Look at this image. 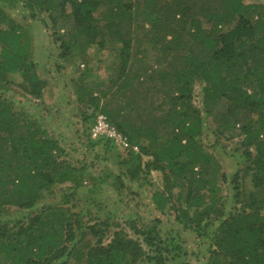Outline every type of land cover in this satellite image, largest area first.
I'll return each instance as SVG.
<instances>
[{
    "label": "trees",
    "instance_id": "trees-1",
    "mask_svg": "<svg viewBox=\"0 0 264 264\" xmlns=\"http://www.w3.org/2000/svg\"><path fill=\"white\" fill-rule=\"evenodd\" d=\"M244 1L9 0L7 8L0 5V264H69L71 259L78 264H169L183 252L178 236L162 232L159 221L126 220L132 239L117 222L110 224L108 215L83 223L82 213L69 212L84 168L66 161L65 150L40 117L16 108L6 96L22 92L37 107L47 86L32 59L31 35L13 18L18 5L54 30L57 59L68 65L77 59L86 66L91 47L119 46V62L106 88L96 94L81 76L73 93L88 144L102 143L105 152L114 148L124 155H115L120 186L123 177L135 182L161 173L164 189L151 196L157 212L173 210L183 229L209 241L224 264H264V6ZM59 21L69 28L63 35L55 31ZM145 24L149 30L142 34ZM144 44L159 49L154 65L144 62L149 57ZM13 77L20 82L13 84ZM195 85L201 108L194 106ZM150 92L161 96L160 104L146 97ZM220 104L221 128L214 135L239 131L251 182L249 203L228 216L217 186L225 175L202 140V115H211ZM100 114L138 153L90 139ZM233 182L234 197L240 199L237 176ZM57 185H70L62 191H71L60 193L59 205L24 215L26 221L5 219L9 209L29 213L54 195ZM86 236L92 246L75 249L74 243Z\"/></svg>",
    "mask_w": 264,
    "mask_h": 264
},
{
    "label": "rangeland",
    "instance_id": "rangeland-1",
    "mask_svg": "<svg viewBox=\"0 0 264 264\" xmlns=\"http://www.w3.org/2000/svg\"><path fill=\"white\" fill-rule=\"evenodd\" d=\"M8 1L0 0V5H4L7 8ZM164 1L170 2V0ZM244 2L246 4L254 3L264 6V0H245ZM12 14L13 18L21 23L31 35L32 59L37 66L38 75L47 83V86L44 90L46 99L42 100L43 104L41 103L37 107L33 104L39 103L26 101L21 97L22 92L15 94L11 91L6 96L13 98V105L16 108L23 106L22 108L28 110L31 114L40 117L46 126L49 136L55 139L65 150L66 161L78 170L84 168L85 173H81V187L76 190L75 199L72 200L75 207L70 209L69 212L82 213L83 223H88L92 218H97L98 216L100 220H104L109 216V223L117 222L132 239H135V237L126 228V220L139 218L144 223L159 221L162 232L178 236L179 241L183 245V252L180 257L169 264H224L222 257L217 255L215 248L209 241L197 237L192 231L183 229L182 225L175 220L176 213L173 210L161 213L157 212L151 205L152 194L163 191L165 186L161 173L153 171L149 175L141 176L135 182L123 177V187H121L116 181V177L120 174V169L116 165L115 155H124L114 148L105 152V147L102 143L96 147H91L88 144L87 133L84 131L86 128L84 124L86 123L81 117L82 110L80 111V108L76 105L73 90L81 76H83L84 84L88 85L90 89L93 88L96 94L104 90L110 79L113 78L115 66L119 62L117 56L119 46H109L103 50L91 47L86 51L88 56L86 66L83 62L77 61V59L74 60L75 64L68 65L64 61L57 59L59 50L56 45L51 43L54 30L49 28L46 30L41 21L30 18L28 11L24 10L21 5L13 9ZM68 29L63 21H59L55 27V31L61 35L65 34ZM145 30H149L148 24L144 25L142 34L146 33ZM143 48L147 50L149 56L144 62L148 65H154L155 59L160 57L159 49L154 51L147 44H144ZM138 58H141V55ZM159 69H162V67ZM12 80L13 84L20 82L18 77H13ZM99 84L102 86L97 87ZM148 94L146 97H152L155 101L154 105L161 103L160 95L152 92ZM194 95L198 96L194 106L201 108L198 103L200 100V89L197 85L194 87ZM142 97L145 96L141 94ZM25 102H28V104H25ZM223 107L224 104H220L213 109L214 111L211 115L205 116L203 113L202 140L206 146L211 148L214 157L220 164L221 172L225 175V180H222V178L218 179L217 186L219 189V203H223L226 210L225 216H228L233 210L249 203L251 182L247 172L248 164H246V160L240 151L241 138L238 135L239 131L236 129L223 136L214 135V132L221 128L218 115ZM148 160L149 158L143 157L144 162ZM234 176L238 178L240 199L234 197ZM67 186L70 185L54 186L52 188L54 195L43 199L29 213L23 214L15 209H9L5 213V219L8 221H26L24 215L29 217L43 212V207L59 205L62 194H70L71 192L62 191ZM172 192L176 194L178 190L173 189ZM69 206L70 204L64 205L62 208L67 209ZM87 212L90 215H87ZM116 229L111 227L110 232H114ZM108 236L110 237L111 234H108ZM109 237L105 241L106 244ZM89 242L90 246H92V240L86 236L81 241L75 242L74 248L83 250ZM69 264L78 263L73 262V259H71Z\"/></svg>",
    "mask_w": 264,
    "mask_h": 264
},
{
    "label": "built area",
    "instance_id": "built-area-1",
    "mask_svg": "<svg viewBox=\"0 0 264 264\" xmlns=\"http://www.w3.org/2000/svg\"><path fill=\"white\" fill-rule=\"evenodd\" d=\"M90 139L96 140H109L120 151L131 150L134 153H138L136 146H130L126 138L118 132L113 126H111L104 115H98L94 121V124L89 130Z\"/></svg>",
    "mask_w": 264,
    "mask_h": 264
},
{
    "label": "crops",
    "instance_id": "crops-1",
    "mask_svg": "<svg viewBox=\"0 0 264 264\" xmlns=\"http://www.w3.org/2000/svg\"><path fill=\"white\" fill-rule=\"evenodd\" d=\"M46 94H45V92H44V94H43V101L46 99V96H45ZM42 101V102H43ZM63 125V124H62ZM61 127H63V126H61Z\"/></svg>",
    "mask_w": 264,
    "mask_h": 264
}]
</instances>
